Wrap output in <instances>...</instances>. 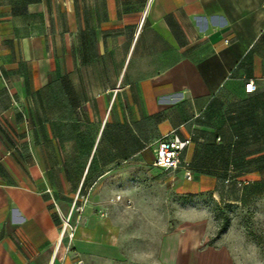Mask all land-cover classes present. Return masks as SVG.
<instances>
[{
  "label": "crops",
  "instance_id": "obj_1",
  "mask_svg": "<svg viewBox=\"0 0 264 264\" xmlns=\"http://www.w3.org/2000/svg\"><path fill=\"white\" fill-rule=\"evenodd\" d=\"M174 134L192 180L152 165ZM260 153L264 0H0V264H235L147 188L240 204L227 157Z\"/></svg>",
  "mask_w": 264,
  "mask_h": 264
},
{
  "label": "rangeland",
  "instance_id": "obj_2",
  "mask_svg": "<svg viewBox=\"0 0 264 264\" xmlns=\"http://www.w3.org/2000/svg\"><path fill=\"white\" fill-rule=\"evenodd\" d=\"M227 160L233 165L229 174L237 176L241 182L240 186L231 188L232 195L242 189L240 204L215 200L208 193L194 196L176 194L172 187L162 184V180L160 185L157 183V190L147 188L150 195L157 196V205L146 204L147 211L157 208V227L161 226L162 230L190 224L204 225L206 242L231 248L235 264H264V153L231 156ZM157 180H161L159 175ZM82 211L75 205L70 226L78 223V215ZM160 232L157 228V240Z\"/></svg>",
  "mask_w": 264,
  "mask_h": 264
},
{
  "label": "built area",
  "instance_id": "obj_3",
  "mask_svg": "<svg viewBox=\"0 0 264 264\" xmlns=\"http://www.w3.org/2000/svg\"><path fill=\"white\" fill-rule=\"evenodd\" d=\"M255 90V84L253 81H249L245 84V91L252 92ZM192 136L186 138H180L178 135L174 134L173 136L164 135L159 140L155 153L152 165L163 169V170H172L175 171L179 168L183 170V177L187 180L193 179V173L189 167L188 163L181 164V155L184 150L190 145L192 141ZM76 204L73 203L72 208L74 209ZM78 208L83 210L82 205ZM71 218V213L67 216H64L62 219V232L65 234L68 240H71L74 236V227L69 225V220ZM70 226V229L67 230V226Z\"/></svg>",
  "mask_w": 264,
  "mask_h": 264
},
{
  "label": "trees",
  "instance_id": "obj_4",
  "mask_svg": "<svg viewBox=\"0 0 264 264\" xmlns=\"http://www.w3.org/2000/svg\"><path fill=\"white\" fill-rule=\"evenodd\" d=\"M235 164L237 165V161L235 162ZM232 167H233V165L231 164V168H232ZM231 168H230V170H231ZM230 172H231V171H230ZM226 175H227V177L229 176L230 179L235 180V177H232V176L229 174V172H227ZM230 176H231L232 178H231ZM236 177H237V176H236ZM227 180H228V178H227ZM227 180H226V181H227ZM233 182H234V181H233ZM239 185H241V182L239 183Z\"/></svg>",
  "mask_w": 264,
  "mask_h": 264
}]
</instances>
